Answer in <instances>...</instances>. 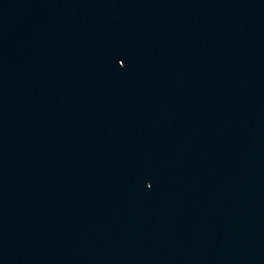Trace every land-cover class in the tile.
I'll use <instances>...</instances> for the list:
<instances>
[{
  "label": "water",
  "instance_id": "water-1",
  "mask_svg": "<svg viewBox=\"0 0 264 264\" xmlns=\"http://www.w3.org/2000/svg\"><path fill=\"white\" fill-rule=\"evenodd\" d=\"M0 264H264V0H0Z\"/></svg>",
  "mask_w": 264,
  "mask_h": 264
}]
</instances>
